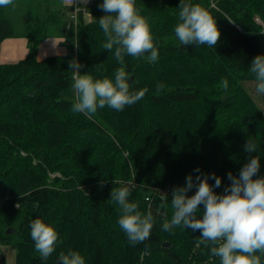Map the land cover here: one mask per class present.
<instances>
[{"label": "trees", "instance_id": "obj_1", "mask_svg": "<svg viewBox=\"0 0 264 264\" xmlns=\"http://www.w3.org/2000/svg\"><path fill=\"white\" fill-rule=\"evenodd\" d=\"M102 2L88 0L91 19L78 21L75 29L68 19L60 20L62 9L42 4L47 17L37 13L33 25L27 23V56L0 62V244L14 246L16 264H57L59 252L69 249L79 251L85 264H220L218 257L210 258V246H197L199 230L165 232L162 224L171 219L173 187L197 175L195 169L221 177L215 191L222 193L230 183L227 173L238 175L249 158L248 139L256 144L252 155L260 157L264 176V110L242 81L255 79L249 67L264 55V0H186L216 19L221 36L214 48L179 44L174 27L180 0H135L148 18L159 59L125 56L123 65L103 49L106 37L97 20L106 14L98 7ZM7 8L0 7V49L4 39L22 35ZM57 22L65 24L74 47L40 59L47 26ZM74 58L81 73L94 79L114 81L124 67L131 74L130 90L148 91L123 111L106 106L90 118L73 113L74 93L63 92L72 89ZM222 78L229 82L227 92L218 87ZM158 83L165 85L159 94ZM114 180L131 182L129 202L155 217L149 240L136 246L119 227L120 206L111 191L122 185ZM156 187L171 191L166 207ZM202 212L201 206L198 216ZM35 218L53 225L62 241L47 261L30 235Z\"/></svg>", "mask_w": 264, "mask_h": 264}, {"label": "clouds", "instance_id": "obj_2", "mask_svg": "<svg viewBox=\"0 0 264 264\" xmlns=\"http://www.w3.org/2000/svg\"><path fill=\"white\" fill-rule=\"evenodd\" d=\"M71 2V0H69ZM14 5V0H0V7ZM106 14L98 20L106 42L104 50L113 53L118 63L123 65L125 56L139 58L146 55L151 63L159 59V49L154 42L148 18L141 15L135 0H103L98 6ZM179 23L174 33L181 46L207 45L214 48L220 40L221 32L216 19L208 10L199 4L180 0L178 6ZM96 19V18H95ZM82 65L75 58L69 62L72 70V91L74 93L71 110L73 113L94 115L98 109L109 107L123 111L126 106L142 100L147 88L138 91L130 90L131 74L120 67L110 78L94 79L88 73H81ZM249 71L255 75L256 92L264 95V55L253 58ZM218 87L225 92L229 87L226 78H222ZM165 85H156L159 94ZM244 151L249 154L247 162L239 170L238 175L227 173L230 183L220 188L222 178L215 173L205 174L199 168L188 174L184 185L175 186L171 194V219H164L162 230L171 232L176 227L199 230L201 235L196 240L197 246H210V258L218 257L220 264H262L264 256V176H260V157L252 155L257 152L256 144L248 139ZM213 180L214 183H209ZM114 184L122 185L113 188L111 199L120 206L118 219L120 229L125 233L131 246L149 240L155 217L151 210L147 213L139 211L138 204L129 202L131 182L114 180ZM195 189L192 195L189 192ZM162 207L167 206L168 194L161 192ZM203 207L202 217L198 216ZM30 235L34 248L42 261H47L56 251L60 241L59 233L51 224L40 218L29 222ZM147 253V248L145 249ZM259 253V254H257ZM57 264H85L84 256L76 250L60 251Z\"/></svg>", "mask_w": 264, "mask_h": 264}, {"label": "rangeland", "instance_id": "obj_3", "mask_svg": "<svg viewBox=\"0 0 264 264\" xmlns=\"http://www.w3.org/2000/svg\"><path fill=\"white\" fill-rule=\"evenodd\" d=\"M22 2V3H21ZM31 6L32 14H31V19L28 16L27 12L29 10V5ZM45 3V6L47 3L49 4V8L54 11L55 9L58 10L61 4L64 3L66 4L65 7H63L61 13H60V20L65 19L69 15V11L67 12V4H69V0H14V5L13 6H8L7 8V14L8 17L11 19V21L14 23L16 30L21 33H25L26 31L29 30L30 26L33 25L31 23L34 21V15L39 14L41 19H44L47 17L48 13L44 12V8L41 7L42 4ZM87 10V14H91L89 10V5L88 3H85L83 6ZM28 20L30 21L31 25H28ZM255 20L259 23L262 24V21L260 18L257 20V17ZM47 35H53V37H60L61 34L63 33V27L61 26L60 22L56 24H50L47 26L46 29ZM69 42V40H68ZM70 46H71V42ZM73 45V43H72ZM72 47V46H71ZM244 86L246 87L248 93L252 98L255 99V101L258 103V105L264 110V97L262 94H259L256 92V80L255 79H246L242 80ZM73 93L72 89H66L64 90L63 94L66 97L71 96ZM0 264H16V249L14 246L11 244H0Z\"/></svg>", "mask_w": 264, "mask_h": 264}, {"label": "crops", "instance_id": "obj_4", "mask_svg": "<svg viewBox=\"0 0 264 264\" xmlns=\"http://www.w3.org/2000/svg\"><path fill=\"white\" fill-rule=\"evenodd\" d=\"M88 0H71L69 4H67V12L74 7L76 3H80L81 6H83L85 3H87ZM62 6H60L58 9H63L66 4L62 3ZM28 16L29 12H27ZM69 18L66 17L65 19H62L63 22ZM91 19V14H87V10L79 13V22L85 23ZM65 24H61V26H64ZM28 32V31H27ZM20 33L22 35L16 36V37H10L3 40L1 44L0 49V62H16L20 59H23L27 56L29 52L28 48V38L25 36L27 33ZM63 33L60 37H53V35H47L41 42L39 49H38V58L42 59L49 55H55V54H66L68 53L72 47V41L70 39V32L67 31L63 27ZM71 42V46L70 43Z\"/></svg>", "mask_w": 264, "mask_h": 264}, {"label": "built area", "instance_id": "obj_5", "mask_svg": "<svg viewBox=\"0 0 264 264\" xmlns=\"http://www.w3.org/2000/svg\"><path fill=\"white\" fill-rule=\"evenodd\" d=\"M85 8H83L80 3H76L74 7L69 12V18H68V27H73L74 29L77 27L78 21H79V13L84 11ZM259 18H257L258 20ZM154 193L162 195L161 192L171 194V191L169 189H163V188H153Z\"/></svg>", "mask_w": 264, "mask_h": 264}, {"label": "water", "instance_id": "obj_6", "mask_svg": "<svg viewBox=\"0 0 264 264\" xmlns=\"http://www.w3.org/2000/svg\"><path fill=\"white\" fill-rule=\"evenodd\" d=\"M12 231H13V229H8L7 230V232H9V233L12 232ZM165 245H170V243H165Z\"/></svg>", "mask_w": 264, "mask_h": 264}]
</instances>
